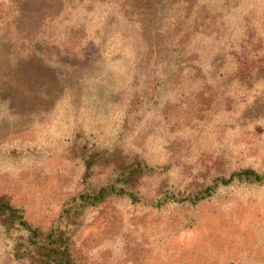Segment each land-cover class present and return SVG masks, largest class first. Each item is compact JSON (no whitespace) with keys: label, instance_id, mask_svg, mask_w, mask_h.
Instances as JSON below:
<instances>
[{"label":"rangeland","instance_id":"1","mask_svg":"<svg viewBox=\"0 0 264 264\" xmlns=\"http://www.w3.org/2000/svg\"><path fill=\"white\" fill-rule=\"evenodd\" d=\"M198 1L0 0V38L13 42L0 47V147L30 151L0 156V194L29 222L50 227L62 203L81 190L82 164L68 141L107 136L130 109L125 147L166 169L141 183L146 200L165 189L197 190L210 176L240 167L264 169V66L215 108L189 107L196 84L186 82L179 97L164 77ZM220 4L237 31L245 16L264 12V0ZM64 21L65 34L84 30L80 56L36 57L42 33ZM203 52L214 75L220 63ZM135 72L142 108L127 102ZM74 241L83 264H264V185L223 188L196 206L161 210L110 201L86 212ZM9 252L0 229V264H19Z\"/></svg>","mask_w":264,"mask_h":264},{"label":"trees","instance_id":"2","mask_svg":"<svg viewBox=\"0 0 264 264\" xmlns=\"http://www.w3.org/2000/svg\"><path fill=\"white\" fill-rule=\"evenodd\" d=\"M19 4L11 2L14 6L19 7ZM196 5L193 20L182 30L173 47L164 77L177 85L173 90L181 92L179 97L184 96L186 82L196 84L190 94L193 100L189 107L215 108L221 106L233 87L245 86L253 72L264 66V12H256V9L250 19L245 16L237 31L233 25L235 20L228 18L227 7L222 6L220 0H199ZM65 23L57 24L47 37L43 32L41 39L34 42L36 57L51 61L61 56H80L83 43L80 37L84 30L78 28L77 32L72 30L65 34ZM0 47L12 49V38H0ZM203 50L210 57L216 55L220 63L214 75L208 73L201 60L200 51L204 55ZM135 78L136 72L131 78L127 102L130 108H142L143 92ZM169 103L171 100L167 99L163 105ZM134 118L135 110L130 109L107 136L99 134L98 139L89 134L91 141L82 136L68 141L67 148L76 152L82 164V187L62 203L50 227L42 228L29 222L23 208L0 194V229L8 241L12 261L19 264H83L75 254L74 241L82 218L88 210L110 201L127 200L133 205L161 210L169 205L196 206L216 196L223 188L264 185V169L240 167L210 176L209 182L197 190L182 193L165 189L154 199L146 200L141 195V183L158 177L166 169L151 166L139 152L125 147L124 140L132 130ZM12 147H0V156L17 159L18 155L30 152Z\"/></svg>","mask_w":264,"mask_h":264}]
</instances>
